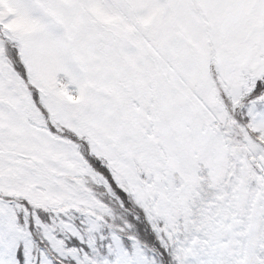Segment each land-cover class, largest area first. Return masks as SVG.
Here are the masks:
<instances>
[{
    "label": "snow or ice",
    "instance_id": "snow-or-ice-1",
    "mask_svg": "<svg viewBox=\"0 0 264 264\" xmlns=\"http://www.w3.org/2000/svg\"><path fill=\"white\" fill-rule=\"evenodd\" d=\"M0 264H264V0H0Z\"/></svg>",
    "mask_w": 264,
    "mask_h": 264
}]
</instances>
